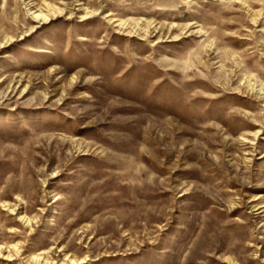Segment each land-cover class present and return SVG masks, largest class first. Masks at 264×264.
I'll use <instances>...</instances> for the list:
<instances>
[{"label": "rangeland", "instance_id": "obj_1", "mask_svg": "<svg viewBox=\"0 0 264 264\" xmlns=\"http://www.w3.org/2000/svg\"><path fill=\"white\" fill-rule=\"evenodd\" d=\"M0 264H264V0H0Z\"/></svg>", "mask_w": 264, "mask_h": 264}, {"label": "bare ground", "instance_id": "obj_2", "mask_svg": "<svg viewBox=\"0 0 264 264\" xmlns=\"http://www.w3.org/2000/svg\"><path fill=\"white\" fill-rule=\"evenodd\" d=\"M38 18H39V17H38ZM38 18H37V19H38Z\"/></svg>", "mask_w": 264, "mask_h": 264}]
</instances>
